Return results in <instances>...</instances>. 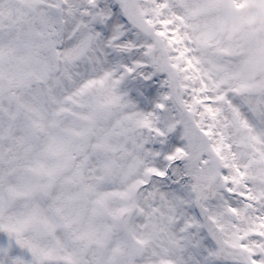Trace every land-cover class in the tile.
I'll list each match as a JSON object with an SVG mask.
<instances>
[{"label": "snow or ice", "instance_id": "6c2138e0", "mask_svg": "<svg viewBox=\"0 0 264 264\" xmlns=\"http://www.w3.org/2000/svg\"><path fill=\"white\" fill-rule=\"evenodd\" d=\"M0 264H264V0H0Z\"/></svg>", "mask_w": 264, "mask_h": 264}]
</instances>
